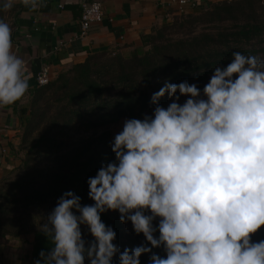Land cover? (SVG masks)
<instances>
[{
	"label": "clouds",
	"instance_id": "9594fccd",
	"mask_svg": "<svg viewBox=\"0 0 264 264\" xmlns=\"http://www.w3.org/2000/svg\"><path fill=\"white\" fill-rule=\"evenodd\" d=\"M15 2L5 0L3 9ZM20 2L38 7V0ZM28 89L12 28L0 20V106ZM165 95L166 107L159 104ZM150 103L151 115L124 120L110 143L114 159L88 178L93 203L72 191L59 197L41 226L52 247L34 264H113L116 256L119 264H141L145 254L148 264H264V239H252L264 228V59L235 51L203 89L165 80ZM108 211L131 222L145 243L114 244V229L101 219Z\"/></svg>",
	"mask_w": 264,
	"mask_h": 264
},
{
	"label": "trees",
	"instance_id": "16d2710c",
	"mask_svg": "<svg viewBox=\"0 0 264 264\" xmlns=\"http://www.w3.org/2000/svg\"><path fill=\"white\" fill-rule=\"evenodd\" d=\"M4 2L0 0V20L12 27L28 7L16 0L5 11ZM235 51L264 59V0H221L173 15L143 35L132 52L88 54L46 84L36 85L25 103L12 104L20 128L16 151L22 159L19 167L0 177V236L33 233L34 264L42 250L47 253L52 247L41 226L59 197L72 191L82 204L93 203L87 180L114 159L109 127L122 118L151 115L150 98L165 80L203 89L213 69L226 67ZM170 102L165 95L159 104ZM101 219L114 229L113 243L121 250L145 243L131 222H120L118 212H105ZM81 229L91 241L86 226ZM252 239H264V228ZM153 251L163 255L162 249ZM140 261L148 264V254ZM113 264H119L118 256Z\"/></svg>",
	"mask_w": 264,
	"mask_h": 264
},
{
	"label": "crops",
	"instance_id": "0c3cea01",
	"mask_svg": "<svg viewBox=\"0 0 264 264\" xmlns=\"http://www.w3.org/2000/svg\"><path fill=\"white\" fill-rule=\"evenodd\" d=\"M81 1L38 0L36 10L28 7L15 19L11 27L13 51L25 61L29 83L21 104L36 86V75L43 66L53 77L91 53H130L141 45L143 35L173 15L200 11L221 0H186V4L180 0H102L103 20L92 23L84 36L79 27ZM19 142V121L13 106H0V177L20 164ZM16 238L14 242L0 236V264H11L10 250L15 251L13 258L19 264L16 242L20 240Z\"/></svg>",
	"mask_w": 264,
	"mask_h": 264
},
{
	"label": "built area",
	"instance_id": "2783aa9c",
	"mask_svg": "<svg viewBox=\"0 0 264 264\" xmlns=\"http://www.w3.org/2000/svg\"><path fill=\"white\" fill-rule=\"evenodd\" d=\"M181 4H186V0H180ZM81 12L79 16L80 35H86L92 23H99L103 20L104 10L102 0H82L80 2ZM49 69L43 66L36 75V85H44L50 80Z\"/></svg>",
	"mask_w": 264,
	"mask_h": 264
},
{
	"label": "rangeland",
	"instance_id": "374dc122",
	"mask_svg": "<svg viewBox=\"0 0 264 264\" xmlns=\"http://www.w3.org/2000/svg\"><path fill=\"white\" fill-rule=\"evenodd\" d=\"M186 99L183 98V100L181 101V103ZM127 118H122L119 122H117L116 124H113L109 127V131H110V135L112 138H114V136L122 130L123 127V122L124 120H126ZM20 156V162L22 159V153H19ZM20 165V164H19ZM19 165L17 167H19ZM17 167H15L14 169H16ZM16 172L19 171H15ZM14 174V172L11 174V176ZM3 177V176H2ZM8 177H10V175H8ZM10 239H15L13 240L14 242L16 241V237L19 238L20 242H16V244L19 245V247L16 248V252L20 257V262L19 264H32V260L30 259V252H31V247H32V241H33V233H27V234H20L18 236H8ZM18 240V241H19ZM14 250H15V246H14ZM14 253L15 251H9V255L8 258L9 260H11V264H17L16 259L13 258L14 257Z\"/></svg>",
	"mask_w": 264,
	"mask_h": 264
}]
</instances>
